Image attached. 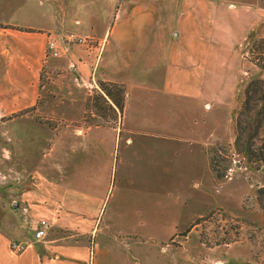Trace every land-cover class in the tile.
<instances>
[{
  "label": "crops",
  "instance_id": "obj_1",
  "mask_svg": "<svg viewBox=\"0 0 264 264\" xmlns=\"http://www.w3.org/2000/svg\"><path fill=\"white\" fill-rule=\"evenodd\" d=\"M224 22L214 0H0V120L12 135L0 136V171L23 177L0 185V264H88L90 255V264H185L180 245L97 241L110 237L99 230L109 191L102 164L105 156L112 164L116 148L148 139L146 188L159 198L169 169L182 190L198 166L208 168L203 136H215V113L226 105L221 76L232 42L216 38ZM68 35L104 45L98 55L69 43L67 54L46 56L49 38ZM98 80L126 87L119 124L73 125ZM176 107L188 127L169 150L153 137L163 136L165 111ZM26 109L34 110L21 114ZM41 220L46 234L35 240ZM13 240L26 242L20 252Z\"/></svg>",
  "mask_w": 264,
  "mask_h": 264
},
{
  "label": "rangeland",
  "instance_id": "obj_2",
  "mask_svg": "<svg viewBox=\"0 0 264 264\" xmlns=\"http://www.w3.org/2000/svg\"><path fill=\"white\" fill-rule=\"evenodd\" d=\"M214 1L218 9L224 10L226 21L225 28L219 30L216 26V38L232 43L228 45L221 76L226 105L215 113V136L203 137L210 141V146L214 145L213 154L224 177L216 181L209 169L201 164L194 173L193 188L179 190L171 183L178 173L169 169L165 172L166 183L161 198L154 194V190H149L148 196L146 185L153 177L146 164L148 139L147 145L137 149V144L124 151L116 148L112 164L106 161V156L102 164L106 171L105 192L107 187L109 191L99 230L110 237L101 242L98 236L101 245H105L108 239L112 244L126 248L133 240L153 246L169 243L182 247L185 264H264V164L248 162L234 147V118L243 90L251 80H264V71L256 64L263 63L257 49L260 48L259 39L264 38V0ZM65 38L59 42L62 50L59 57L68 52L69 44ZM82 38L87 40L82 46L85 49L92 47L98 55L103 41L87 36ZM97 88H91L89 94ZM33 110L28 112L32 114ZM24 113L27 112L23 110L21 114ZM165 115L168 118H163L160 126L165 130L164 134L161 138L153 137V140L168 144L166 148L169 150L178 149L180 136L176 135L186 130L189 116L178 107L166 110ZM32 120L50 125L59 123L40 116ZM191 127L196 126L191 124ZM0 136H12L6 128H1V120ZM22 179L20 173L0 171V185L22 182ZM259 188L263 189L260 200ZM115 206L119 213L113 216L110 208ZM203 216L204 219L195 225ZM115 255V262H118L120 254ZM124 258L128 260V255Z\"/></svg>",
  "mask_w": 264,
  "mask_h": 264
},
{
  "label": "trees",
  "instance_id": "obj_3",
  "mask_svg": "<svg viewBox=\"0 0 264 264\" xmlns=\"http://www.w3.org/2000/svg\"><path fill=\"white\" fill-rule=\"evenodd\" d=\"M259 43L257 55L263 63H255L264 71V38L259 39ZM97 87L86 97L80 125L117 126L125 104V85L98 80ZM28 110L26 109L25 112ZM213 146L207 147L208 169L212 177L219 182L223 179L224 172L220 170L213 154ZM234 147L236 152L242 154L248 162L264 164V80L262 79L249 81L243 90L234 118ZM257 190L260 200L263 189ZM201 219H204V216L198 219L195 225H198Z\"/></svg>",
  "mask_w": 264,
  "mask_h": 264
},
{
  "label": "built area",
  "instance_id": "obj_4",
  "mask_svg": "<svg viewBox=\"0 0 264 264\" xmlns=\"http://www.w3.org/2000/svg\"><path fill=\"white\" fill-rule=\"evenodd\" d=\"M66 42L69 43H77V44H81V45H86V39L82 38V37H77L74 35H68L66 36ZM88 48H92L87 46ZM61 49H60V45L58 43V41L54 38H49L47 40L46 43V56H52V57H59L61 54ZM46 222L44 220H41L39 222V225L37 226V228L34 230L33 233V238L35 240H41L44 238L45 234H46ZM26 242L23 241H16L13 240L11 241L10 247L13 251L15 252H20L24 246H25Z\"/></svg>",
  "mask_w": 264,
  "mask_h": 264
}]
</instances>
